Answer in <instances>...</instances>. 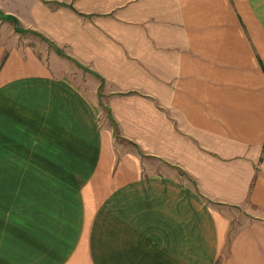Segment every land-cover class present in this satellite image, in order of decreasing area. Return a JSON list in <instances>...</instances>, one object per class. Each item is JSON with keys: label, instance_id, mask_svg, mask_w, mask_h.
Returning a JSON list of instances; mask_svg holds the SVG:
<instances>
[{"label": "crops", "instance_id": "obj_1", "mask_svg": "<svg viewBox=\"0 0 264 264\" xmlns=\"http://www.w3.org/2000/svg\"><path fill=\"white\" fill-rule=\"evenodd\" d=\"M0 12V264H264V0Z\"/></svg>", "mask_w": 264, "mask_h": 264}, {"label": "rangeland", "instance_id": "obj_2", "mask_svg": "<svg viewBox=\"0 0 264 264\" xmlns=\"http://www.w3.org/2000/svg\"><path fill=\"white\" fill-rule=\"evenodd\" d=\"M2 20V19H1ZM3 21H7V20H3ZM7 22H10V21H7ZM13 24L14 26V29H15V32H17L16 28H17V24H14L13 22H10ZM19 26V24H18ZM20 27V26H19ZM21 28V27H20ZM26 31L23 30V32H17L19 35H23ZM256 216H260L261 218L264 217V214L263 213H257ZM239 221H236L235 222V226L236 228H238L239 226H245L246 224H249L251 221H256V219H253L252 217H249L248 216H243L241 217V215H239ZM234 224V223H233Z\"/></svg>", "mask_w": 264, "mask_h": 264}, {"label": "trees", "instance_id": "obj_3", "mask_svg": "<svg viewBox=\"0 0 264 264\" xmlns=\"http://www.w3.org/2000/svg\"><path fill=\"white\" fill-rule=\"evenodd\" d=\"M0 18L2 20H7V21H10V22H13L14 24H17V32H23V29H21L19 26H18V23H17V20L11 16H7V15H4L0 12Z\"/></svg>", "mask_w": 264, "mask_h": 264}]
</instances>
